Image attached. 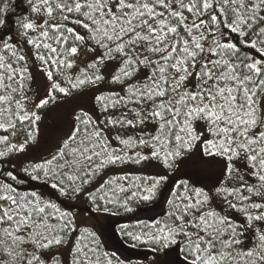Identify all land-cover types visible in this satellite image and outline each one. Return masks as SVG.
I'll return each instance as SVG.
<instances>
[{
	"label": "snow or ice",
	"instance_id": "snow-or-ice-1",
	"mask_svg": "<svg viewBox=\"0 0 264 264\" xmlns=\"http://www.w3.org/2000/svg\"><path fill=\"white\" fill-rule=\"evenodd\" d=\"M144 261L264 264V0H0V264Z\"/></svg>",
	"mask_w": 264,
	"mask_h": 264
},
{
	"label": "rangeland",
	"instance_id": "rangeland-1",
	"mask_svg": "<svg viewBox=\"0 0 264 264\" xmlns=\"http://www.w3.org/2000/svg\"><path fill=\"white\" fill-rule=\"evenodd\" d=\"M71 105H66L64 107L55 109L50 114H45L43 120L40 123V136L38 139V143L36 145L30 146V151L39 152L45 147L51 146L54 142L53 138L58 134V128L60 127L62 121L67 119V110ZM150 170V169H146ZM124 217H113L112 220H123ZM81 222L88 224V223H95V221H89L86 219V214H81ZM106 244L112 250H117L118 247L124 248V245L120 244L117 238L113 237L106 241ZM129 248V247H128ZM118 251V250H117Z\"/></svg>",
	"mask_w": 264,
	"mask_h": 264
},
{
	"label": "trees",
	"instance_id": "trees-1",
	"mask_svg": "<svg viewBox=\"0 0 264 264\" xmlns=\"http://www.w3.org/2000/svg\"><path fill=\"white\" fill-rule=\"evenodd\" d=\"M21 10H22V8H20V7H18V8L16 9L17 13H19ZM144 207H145V206L142 205V206L140 207V209H138V212H139L141 215L145 214V212L142 211V209H144ZM124 218L127 219L128 217H124ZM113 250H114V249H113ZM117 250H118V252H120L123 256H125V257H130L134 262H135V261H138V260H143V257H144L145 255L148 254L146 249H132V248H128V247H125V246H124V248H122V246H121V248L118 247ZM117 250H116V251H117ZM144 264H147V261H144Z\"/></svg>",
	"mask_w": 264,
	"mask_h": 264
}]
</instances>
